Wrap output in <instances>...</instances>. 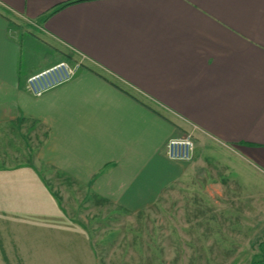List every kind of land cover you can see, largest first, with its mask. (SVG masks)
<instances>
[{
  "label": "crops",
  "instance_id": "crops-1",
  "mask_svg": "<svg viewBox=\"0 0 264 264\" xmlns=\"http://www.w3.org/2000/svg\"><path fill=\"white\" fill-rule=\"evenodd\" d=\"M62 59L79 63L73 77L25 89ZM24 121L41 142L33 162L0 166V264H98L64 205L82 197L54 196L44 168L129 217L171 192L205 198L227 220L221 251L264 252V192L239 179L246 163L264 184V0H0V126ZM188 133L192 159H168Z\"/></svg>",
  "mask_w": 264,
  "mask_h": 264
},
{
  "label": "rangeland",
  "instance_id": "rangeland-1",
  "mask_svg": "<svg viewBox=\"0 0 264 264\" xmlns=\"http://www.w3.org/2000/svg\"><path fill=\"white\" fill-rule=\"evenodd\" d=\"M22 42L24 53L43 52L36 44L29 45L25 40ZM30 56L32 63H39L43 57V55ZM41 134L37 126L28 121L1 125L0 166L33 162L35 149L41 142ZM246 159L249 160L248 157ZM239 169V179L246 182V188L256 190L260 186V191L264 192L263 177L256 167L245 163L244 166L239 165ZM42 174L46 177L50 191L58 199L64 194L82 197V203H64V205L69 208V212L78 222L86 225L90 230L98 252V264L264 262V252L261 253L260 249L248 250L238 256L237 253L220 250L221 244L228 242L232 237L221 235V229L227 226V220H221V212L214 211L210 203H204L205 198L204 201L196 196H182L179 199L171 192L168 198L163 202L159 201L148 211L129 217L113 205L93 196L85 186L59 172L44 168ZM261 200L263 202L260 206L264 213V196H260ZM176 211H181V220L172 219ZM232 215L235 216L236 213ZM228 221L229 227H236L237 222L230 218ZM179 223L180 231L176 227ZM231 256H236L237 259L234 261Z\"/></svg>",
  "mask_w": 264,
  "mask_h": 264
},
{
  "label": "built area",
  "instance_id": "built-area-1",
  "mask_svg": "<svg viewBox=\"0 0 264 264\" xmlns=\"http://www.w3.org/2000/svg\"><path fill=\"white\" fill-rule=\"evenodd\" d=\"M79 63L68 59L59 60L42 70L26 77L24 87L33 95L58 86L69 80L75 74ZM195 149L194 138L191 133L182 137L171 138L165 144V155L170 160L190 161Z\"/></svg>",
  "mask_w": 264,
  "mask_h": 264
},
{
  "label": "trees",
  "instance_id": "trees-1",
  "mask_svg": "<svg viewBox=\"0 0 264 264\" xmlns=\"http://www.w3.org/2000/svg\"><path fill=\"white\" fill-rule=\"evenodd\" d=\"M252 264H264V262H256V261H253Z\"/></svg>",
  "mask_w": 264,
  "mask_h": 264
}]
</instances>
